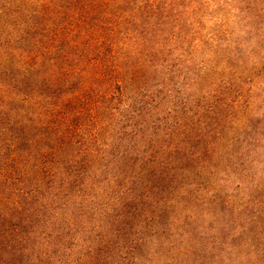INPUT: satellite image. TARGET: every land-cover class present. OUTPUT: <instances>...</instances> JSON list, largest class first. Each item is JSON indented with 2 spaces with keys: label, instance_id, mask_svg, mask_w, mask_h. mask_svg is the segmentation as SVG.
I'll list each match as a JSON object with an SVG mask.
<instances>
[{
  "label": "trees",
  "instance_id": "1",
  "mask_svg": "<svg viewBox=\"0 0 264 264\" xmlns=\"http://www.w3.org/2000/svg\"><path fill=\"white\" fill-rule=\"evenodd\" d=\"M0 264H264V0H0Z\"/></svg>",
  "mask_w": 264,
  "mask_h": 264
},
{
  "label": "rangeland",
  "instance_id": "2",
  "mask_svg": "<svg viewBox=\"0 0 264 264\" xmlns=\"http://www.w3.org/2000/svg\"><path fill=\"white\" fill-rule=\"evenodd\" d=\"M206 26L211 27L209 23H207ZM210 29H212V27ZM191 60L193 59L191 58ZM168 64H171V62H169ZM194 64L195 63L193 62H191L190 64H186L184 61V63H182V65L177 68L178 77L175 79V82L178 84V88L180 89V91L177 92L176 94V101L174 104L176 108V111H175L176 116L172 120L178 123H181L184 119L188 117V112H187L188 106H190L191 107L190 110L193 111V107L195 105L196 94H195V88H194V72L196 71L195 70L196 67ZM159 87L160 85L154 84V87H152V90H156ZM188 97H190L189 101L187 99ZM186 99H187V104H186ZM189 115L191 116L192 113H190ZM207 225H210V223L205 224V226Z\"/></svg>",
  "mask_w": 264,
  "mask_h": 264
}]
</instances>
